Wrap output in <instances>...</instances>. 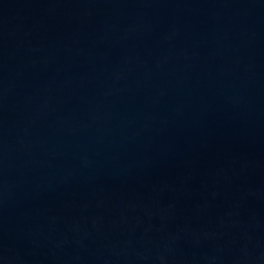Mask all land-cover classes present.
Returning <instances> with one entry per match:
<instances>
[{"label":"water","instance_id":"water-1","mask_svg":"<svg viewBox=\"0 0 264 264\" xmlns=\"http://www.w3.org/2000/svg\"><path fill=\"white\" fill-rule=\"evenodd\" d=\"M0 264H264V0H0Z\"/></svg>","mask_w":264,"mask_h":264}]
</instances>
